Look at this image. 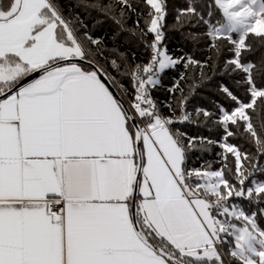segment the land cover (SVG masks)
Wrapping results in <instances>:
<instances>
[{
	"label": "snow or ice",
	"instance_id": "1",
	"mask_svg": "<svg viewBox=\"0 0 264 264\" xmlns=\"http://www.w3.org/2000/svg\"><path fill=\"white\" fill-rule=\"evenodd\" d=\"M198 2L177 19L203 25L195 35L214 51L213 75L233 82L221 81L226 103L214 113H195L221 131L222 142L199 138L223 149L216 170L191 167L197 138L177 127L194 120L183 89L179 116L152 97L166 70L192 64L203 76L206 66L169 55L166 0H144L139 37L151 56L135 65L104 57L60 0H0V264H264V119L259 131L253 123L264 111V59H249L252 40L264 43V0H210L206 13ZM80 6L121 32L123 10L135 12L130 0ZM241 128L255 153L228 142Z\"/></svg>",
	"mask_w": 264,
	"mask_h": 264
},
{
	"label": "trees",
	"instance_id": "2",
	"mask_svg": "<svg viewBox=\"0 0 264 264\" xmlns=\"http://www.w3.org/2000/svg\"><path fill=\"white\" fill-rule=\"evenodd\" d=\"M66 16H78L84 18V23L88 25L90 34L101 41L102 45L106 46L104 57L108 60L116 59L119 63L121 59H126L130 65L136 63H147L151 52L144 46L143 40L139 37V30L145 27V19L147 18L148 7L144 4V0H130L135 12H130L124 9V23L126 31L121 32L120 26L113 18L106 16L98 11L84 9L81 5V0H60ZM105 4L115 3V0H103ZM189 0H166L168 5V15L166 17L167 27L164 29L165 40L164 45L173 58L190 57L192 60L206 62L203 76L201 75L198 65L189 64L185 69L183 65L178 64L175 69H172L161 76L162 86H157L152 92V97L160 108V111L168 116L171 115V110L166 102L171 103L172 108L176 110V115L180 114L179 99L183 89V95L188 97L184 105L186 111L191 112L194 116L192 123L178 124L180 131L186 132L189 137L197 139L192 143L191 167L200 168L202 165L207 167L210 163L212 169H220L223 163V149L218 145H207L199 138L203 137L206 140L221 141V131L213 124L211 117L203 115L195 116L196 110H207L209 113H214L216 106L220 103H226L223 93L220 91V83L223 80L230 87L233 86L231 78L213 75L212 64L215 60L214 51L208 48L207 37H197L195 34L205 31L203 25L193 26L184 22L183 15L177 19L180 9L188 7ZM210 0H199L197 7L200 11L207 10V4ZM117 15L119 8L117 7ZM139 20L137 27L135 22ZM152 37L148 36L147 40L151 41ZM253 51L249 54V59L254 62H259L264 59V43L259 39L252 40ZM134 54V57H133ZM211 57V59H209ZM105 68H108V61L97 57ZM111 72V68H108ZM183 74V79H181ZM125 84L128 91H132V84L129 79L119 78ZM179 81V88L175 94H170L169 89L173 88L174 84ZM127 97V96H126ZM128 98V97H127ZM261 119H264V111L259 116L254 115L253 123L258 131L261 127ZM242 136L229 138V143L237 145L241 151L255 153L256 146L250 142L247 133L241 128ZM187 143V140L185 141ZM222 142V141H221ZM207 147V151L202 148ZM229 167H234V160L228 154Z\"/></svg>",
	"mask_w": 264,
	"mask_h": 264
},
{
	"label": "rangeland",
	"instance_id": "3",
	"mask_svg": "<svg viewBox=\"0 0 264 264\" xmlns=\"http://www.w3.org/2000/svg\"><path fill=\"white\" fill-rule=\"evenodd\" d=\"M170 70H172V69H168V70H166L165 73L168 72V71H170ZM163 74H164V73H163Z\"/></svg>",
	"mask_w": 264,
	"mask_h": 264
},
{
	"label": "built area",
	"instance_id": "4",
	"mask_svg": "<svg viewBox=\"0 0 264 264\" xmlns=\"http://www.w3.org/2000/svg\"><path fill=\"white\" fill-rule=\"evenodd\" d=\"M125 99H127V97L125 96Z\"/></svg>",
	"mask_w": 264,
	"mask_h": 264
}]
</instances>
